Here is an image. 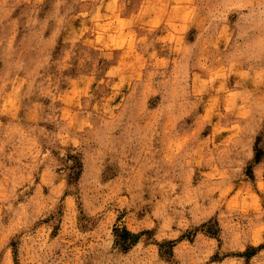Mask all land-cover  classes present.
<instances>
[{
    "label": "rangeland",
    "instance_id": "1",
    "mask_svg": "<svg viewBox=\"0 0 264 264\" xmlns=\"http://www.w3.org/2000/svg\"><path fill=\"white\" fill-rule=\"evenodd\" d=\"M0 264H264V0H0Z\"/></svg>",
    "mask_w": 264,
    "mask_h": 264
},
{
    "label": "trees",
    "instance_id": "2",
    "mask_svg": "<svg viewBox=\"0 0 264 264\" xmlns=\"http://www.w3.org/2000/svg\"><path fill=\"white\" fill-rule=\"evenodd\" d=\"M74 169H76V172H74L73 177L74 178H78V176L81 173V168H82V164L79 160H76L75 164H74ZM123 235L121 236L122 239V243L125 244L127 242V238H129L130 234L129 232H127L126 230H123ZM128 244L133 243V242H127ZM122 245V244H121Z\"/></svg>",
    "mask_w": 264,
    "mask_h": 264
}]
</instances>
